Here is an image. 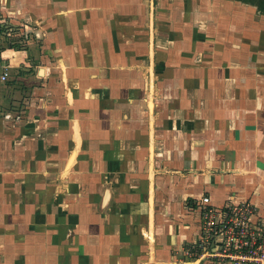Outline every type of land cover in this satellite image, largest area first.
Instances as JSON below:
<instances>
[{
  "label": "crops",
  "instance_id": "0c3cea01",
  "mask_svg": "<svg viewBox=\"0 0 264 264\" xmlns=\"http://www.w3.org/2000/svg\"><path fill=\"white\" fill-rule=\"evenodd\" d=\"M0 11L28 37L2 56L22 67L0 76V264H232L183 248L204 195L264 216V14L240 0Z\"/></svg>",
  "mask_w": 264,
  "mask_h": 264
},
{
  "label": "built area",
  "instance_id": "2783aa9c",
  "mask_svg": "<svg viewBox=\"0 0 264 264\" xmlns=\"http://www.w3.org/2000/svg\"><path fill=\"white\" fill-rule=\"evenodd\" d=\"M7 80L9 71H0ZM202 231L184 247L194 260L213 258L232 264H264V216L251 200H226L221 205L204 195L200 202Z\"/></svg>",
  "mask_w": 264,
  "mask_h": 264
},
{
  "label": "rangeland",
  "instance_id": "374dc122",
  "mask_svg": "<svg viewBox=\"0 0 264 264\" xmlns=\"http://www.w3.org/2000/svg\"><path fill=\"white\" fill-rule=\"evenodd\" d=\"M256 17H258V16L255 15L254 18H256ZM21 22L23 24L27 23L26 21H21ZM22 26H21V23L19 20H16V18H13V20H10L9 18H6V15H4L0 11V71L7 69L9 72L13 73L16 70L17 71L21 70L20 68L22 67V63H16V61H15L16 55H13L14 62H12V66H9L10 63L4 61L2 59V56H4V57L7 55L9 56L12 53L13 49L14 50H20L25 46V44L27 43L26 41L28 40V37L23 36V38H22V35H21ZM31 32L33 33V31H31ZM34 38H35V36H34ZM9 48H12V50H7ZM5 50H7V51H5ZM11 56H12V54H11ZM17 85L23 86L21 83H18ZM19 104L20 103L13 104V106L19 107ZM19 110H20L19 108H13V112H11L13 115L12 117L16 116V114L19 113ZM3 112H6V111H3ZM7 115L11 116L10 114H7V112H6V114H0V120L3 122L4 118H1V117H3V116L7 117Z\"/></svg>",
  "mask_w": 264,
  "mask_h": 264
},
{
  "label": "trees",
  "instance_id": "16d2710c",
  "mask_svg": "<svg viewBox=\"0 0 264 264\" xmlns=\"http://www.w3.org/2000/svg\"><path fill=\"white\" fill-rule=\"evenodd\" d=\"M240 1L256 6L257 10L260 11V13L264 14V0H240Z\"/></svg>",
  "mask_w": 264,
  "mask_h": 264
},
{
  "label": "bare ground",
  "instance_id": "6f19581e",
  "mask_svg": "<svg viewBox=\"0 0 264 264\" xmlns=\"http://www.w3.org/2000/svg\"><path fill=\"white\" fill-rule=\"evenodd\" d=\"M72 158V157H71ZM71 163V162H70Z\"/></svg>",
  "mask_w": 264,
  "mask_h": 264
}]
</instances>
